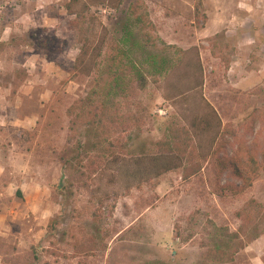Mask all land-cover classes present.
<instances>
[{
  "label": "rangeland",
  "instance_id": "374dc122",
  "mask_svg": "<svg viewBox=\"0 0 264 264\" xmlns=\"http://www.w3.org/2000/svg\"><path fill=\"white\" fill-rule=\"evenodd\" d=\"M1 103L0 264H264V0H0Z\"/></svg>",
  "mask_w": 264,
  "mask_h": 264
},
{
  "label": "trees",
  "instance_id": "16d2710c",
  "mask_svg": "<svg viewBox=\"0 0 264 264\" xmlns=\"http://www.w3.org/2000/svg\"><path fill=\"white\" fill-rule=\"evenodd\" d=\"M148 60L158 74L161 73L162 70H164L163 65L167 63L166 59L160 61L155 55H150L148 57ZM123 81V77L119 75V73H115L114 75H112L111 80L109 81L110 89L113 88L116 91L122 90ZM112 84L114 86H112ZM95 118L96 114H93L90 121L92 123L101 121L100 118H98L97 120ZM260 119L262 128L264 130V111L262 112V117ZM226 132L229 133L234 140L239 141V138L236 137L234 131L229 129ZM169 134L170 136L168 139L157 142L159 147L167 148L168 150L177 152L179 155L188 159L192 152L190 149V142L192 138L189 130L184 126L177 125L169 129ZM237 144L238 145L235 155L229 158L227 162L221 160V167L219 169L222 172L225 167L229 165V168H231L232 172L231 174L241 180L240 185L231 183L224 185V189L229 188V190L234 194H239L250 187L260 169V162L257 158V153L254 147L247 146L244 142H238ZM261 157L264 162V147L262 148ZM201 164L202 163L196 161L195 163L189 165V167L185 170L183 176L185 178H188L191 175L197 173L202 167ZM233 236H237V234Z\"/></svg>",
  "mask_w": 264,
  "mask_h": 264
},
{
  "label": "crops",
  "instance_id": "0c3cea01",
  "mask_svg": "<svg viewBox=\"0 0 264 264\" xmlns=\"http://www.w3.org/2000/svg\"><path fill=\"white\" fill-rule=\"evenodd\" d=\"M2 106H3V103L0 104V107H2ZM13 184H15V183L13 182ZM12 194H14V192H13ZM0 231H1V230H0ZM1 234L3 235V234H5V232H4V233L0 232V237L2 236ZM255 246H256V245H255ZM256 249H257V251H261V250H263V247L260 248V247L257 246ZM256 249H255V250H256ZM261 252H262V251H261ZM258 254H259V253H258ZM255 259L259 260L261 263L263 262V261H262V258H260L259 255H258V257H255Z\"/></svg>",
  "mask_w": 264,
  "mask_h": 264
}]
</instances>
